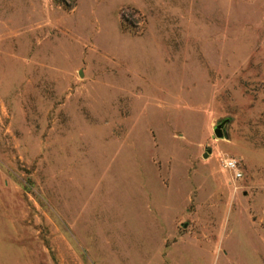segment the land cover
Returning a JSON list of instances; mask_svg holds the SVG:
<instances>
[{
	"label": "rangeland",
	"instance_id": "374dc122",
	"mask_svg": "<svg viewBox=\"0 0 264 264\" xmlns=\"http://www.w3.org/2000/svg\"><path fill=\"white\" fill-rule=\"evenodd\" d=\"M0 264H264V0H0Z\"/></svg>",
	"mask_w": 264,
	"mask_h": 264
},
{
	"label": "built area",
	"instance_id": "2783aa9c",
	"mask_svg": "<svg viewBox=\"0 0 264 264\" xmlns=\"http://www.w3.org/2000/svg\"><path fill=\"white\" fill-rule=\"evenodd\" d=\"M223 166H224L225 168H227V169L232 170L233 173H234L236 176L239 175V172H238V170H237V168H236V165H235V162H234L233 159H225V160L223 161Z\"/></svg>",
	"mask_w": 264,
	"mask_h": 264
},
{
	"label": "water",
	"instance_id": "95a60500",
	"mask_svg": "<svg viewBox=\"0 0 264 264\" xmlns=\"http://www.w3.org/2000/svg\"><path fill=\"white\" fill-rule=\"evenodd\" d=\"M220 125H221V123L219 122L213 128L214 135L217 136V137H221V135H222V133H221V131L219 129ZM204 156H205V153H204Z\"/></svg>",
	"mask_w": 264,
	"mask_h": 264
}]
</instances>
